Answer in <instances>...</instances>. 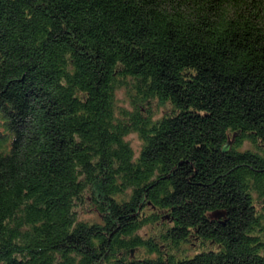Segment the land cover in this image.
I'll list each match as a JSON object with an SVG mask.
<instances>
[{
  "label": "trees",
  "instance_id": "obj_1",
  "mask_svg": "<svg viewBox=\"0 0 264 264\" xmlns=\"http://www.w3.org/2000/svg\"><path fill=\"white\" fill-rule=\"evenodd\" d=\"M0 264H264V0H0Z\"/></svg>",
  "mask_w": 264,
  "mask_h": 264
},
{
  "label": "rangeland",
  "instance_id": "obj_2",
  "mask_svg": "<svg viewBox=\"0 0 264 264\" xmlns=\"http://www.w3.org/2000/svg\"><path fill=\"white\" fill-rule=\"evenodd\" d=\"M117 96L120 100V102L123 101V93L122 92H118ZM126 139L130 142V145L133 148L134 154L135 156H137L139 154V151L141 149V141L139 140L138 136L135 133H131L129 134ZM145 230V228L143 230H141V233Z\"/></svg>",
  "mask_w": 264,
  "mask_h": 264
},
{
  "label": "water",
  "instance_id": "obj_3",
  "mask_svg": "<svg viewBox=\"0 0 264 264\" xmlns=\"http://www.w3.org/2000/svg\"><path fill=\"white\" fill-rule=\"evenodd\" d=\"M230 143L227 142L223 147H222V151L226 152L229 149ZM133 254V250H131V255Z\"/></svg>",
  "mask_w": 264,
  "mask_h": 264
}]
</instances>
